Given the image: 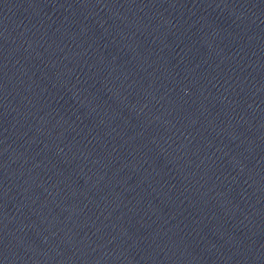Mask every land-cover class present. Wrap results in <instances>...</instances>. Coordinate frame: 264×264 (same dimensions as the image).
Listing matches in <instances>:
<instances>
[{"label": "water", "instance_id": "1", "mask_svg": "<svg viewBox=\"0 0 264 264\" xmlns=\"http://www.w3.org/2000/svg\"><path fill=\"white\" fill-rule=\"evenodd\" d=\"M0 264H264V0H0Z\"/></svg>", "mask_w": 264, "mask_h": 264}]
</instances>
